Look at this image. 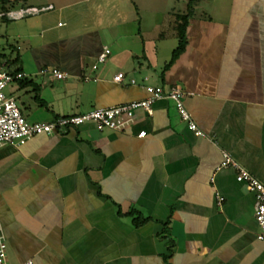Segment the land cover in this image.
<instances>
[{
	"label": "crops",
	"instance_id": "crops-1",
	"mask_svg": "<svg viewBox=\"0 0 264 264\" xmlns=\"http://www.w3.org/2000/svg\"><path fill=\"white\" fill-rule=\"evenodd\" d=\"M145 2L26 0L41 11L13 21L17 46L0 60L24 78L5 94L29 123H49L176 86L203 135L161 99L120 131L85 123L0 145L6 264H264L254 194L217 170L226 153L264 184V0ZM189 4L186 46L167 67Z\"/></svg>",
	"mask_w": 264,
	"mask_h": 264
},
{
	"label": "built area",
	"instance_id": "built-area-1",
	"mask_svg": "<svg viewBox=\"0 0 264 264\" xmlns=\"http://www.w3.org/2000/svg\"><path fill=\"white\" fill-rule=\"evenodd\" d=\"M4 1L7 2V10L2 11ZM24 1L26 0H0V19L16 21L35 15L41 11L30 6L23 8L21 5ZM10 3L15 4L9 7ZM109 54L110 50L104 47L102 53L97 56L96 64L92 66V69L95 70L97 65L103 64ZM43 72L50 74L55 79L60 80L65 78V74L55 68L45 69ZM23 78V73L10 70L8 63L0 60V145L10 144L21 146L36 135H50L53 132L64 133L71 127H79L85 123L94 124L98 131H120L132 122L133 114L136 110L142 109L148 115H151V105L161 99H167L174 103L180 119L186 123L187 127L195 136L203 135L183 105L182 98L185 93L176 86L166 90L162 87L149 86L146 87L149 95L145 99L113 107L92 109L79 115L59 117L49 123H29L22 115L16 100L5 94V89L8 85ZM123 80V73H118L113 77V81L116 83H122ZM86 81H90V78H86ZM129 84L134 85L135 81L130 80ZM144 135L145 133L141 132L138 137L142 138ZM221 168L233 169L235 171V181L243 185L247 191L254 194L255 220L258 226L256 237L258 241H264V184L244 170L226 153L223 154V161L217 170ZM222 201L223 199L221 197H217L218 204ZM0 264H6V244L1 231ZM20 264H33V261L32 259H27Z\"/></svg>",
	"mask_w": 264,
	"mask_h": 264
},
{
	"label": "rangeland",
	"instance_id": "rangeland-1",
	"mask_svg": "<svg viewBox=\"0 0 264 264\" xmlns=\"http://www.w3.org/2000/svg\"><path fill=\"white\" fill-rule=\"evenodd\" d=\"M150 3L157 9L162 10L165 4V0H146L145 4L147 7H150ZM29 7L28 5H24L23 8ZM146 14V13H145ZM163 18V16H162ZM158 19H161V16H158ZM17 21V20H16ZM17 22H6L0 20V54L3 53L7 58H10V46H17L15 40L13 39V33L16 29L15 25ZM24 48L21 50L20 55L23 56ZM23 52V54H22ZM15 56V52L13 53Z\"/></svg>",
	"mask_w": 264,
	"mask_h": 264
},
{
	"label": "trees",
	"instance_id": "trees-1",
	"mask_svg": "<svg viewBox=\"0 0 264 264\" xmlns=\"http://www.w3.org/2000/svg\"><path fill=\"white\" fill-rule=\"evenodd\" d=\"M15 3H10L9 7L14 6ZM6 5H7V2L4 1L3 6H2V11L7 10ZM24 5H25V1L22 3L21 6L23 7ZM191 14H192V9L189 4L187 14L178 15L175 17L173 30L175 32L176 38L178 39L179 43H178L176 50L173 52L172 58L169 64L167 65V67H169L177 59V57L183 52L186 46L187 41H186L185 30L188 25V20L191 17ZM15 72H18V71H15Z\"/></svg>",
	"mask_w": 264,
	"mask_h": 264
}]
</instances>
